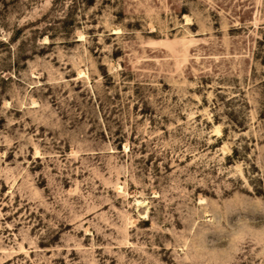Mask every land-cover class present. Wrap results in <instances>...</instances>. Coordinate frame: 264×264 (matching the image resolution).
<instances>
[{
  "label": "rangeland",
  "instance_id": "374dc122",
  "mask_svg": "<svg viewBox=\"0 0 264 264\" xmlns=\"http://www.w3.org/2000/svg\"><path fill=\"white\" fill-rule=\"evenodd\" d=\"M0 264H264V0H0Z\"/></svg>",
  "mask_w": 264,
  "mask_h": 264
},
{
  "label": "bare ground",
  "instance_id": "6f19581e",
  "mask_svg": "<svg viewBox=\"0 0 264 264\" xmlns=\"http://www.w3.org/2000/svg\"><path fill=\"white\" fill-rule=\"evenodd\" d=\"M79 75H80V76H85V75H86V72H85L84 70H80V71H79Z\"/></svg>",
  "mask_w": 264,
  "mask_h": 264
}]
</instances>
